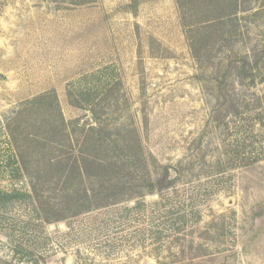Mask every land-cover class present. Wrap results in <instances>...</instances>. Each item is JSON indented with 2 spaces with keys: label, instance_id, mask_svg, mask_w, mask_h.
Segmentation results:
<instances>
[{
  "label": "rangeland",
  "instance_id": "374dc122",
  "mask_svg": "<svg viewBox=\"0 0 264 264\" xmlns=\"http://www.w3.org/2000/svg\"><path fill=\"white\" fill-rule=\"evenodd\" d=\"M236 2L194 55L176 0H0V259L264 264V0ZM83 85L107 122L135 128L140 194L47 223L7 122L45 91L87 119L68 101ZM162 165L174 183L147 193Z\"/></svg>",
  "mask_w": 264,
  "mask_h": 264
},
{
  "label": "trees",
  "instance_id": "16d2710c",
  "mask_svg": "<svg viewBox=\"0 0 264 264\" xmlns=\"http://www.w3.org/2000/svg\"><path fill=\"white\" fill-rule=\"evenodd\" d=\"M186 1L192 3L189 11L195 9L202 17L186 20ZM177 4L194 55L199 47L208 46L207 33L218 26H231L223 20L235 16L239 9L236 0H177ZM89 93L86 85L68 91L69 103L90 113L87 119L81 115L65 119L55 92L45 91L24 100L7 122L19 163L47 223L140 194L129 192V180L139 171L142 152L135 128L107 122ZM174 181L168 167L162 165L157 176L148 174L147 193L168 188ZM0 264L9 263L0 259Z\"/></svg>",
  "mask_w": 264,
  "mask_h": 264
},
{
  "label": "crops",
  "instance_id": "0c3cea01",
  "mask_svg": "<svg viewBox=\"0 0 264 264\" xmlns=\"http://www.w3.org/2000/svg\"><path fill=\"white\" fill-rule=\"evenodd\" d=\"M176 2H177V0H176Z\"/></svg>",
  "mask_w": 264,
  "mask_h": 264
}]
</instances>
